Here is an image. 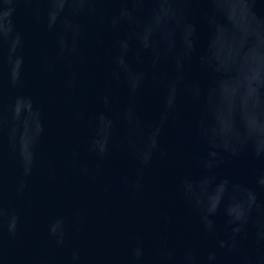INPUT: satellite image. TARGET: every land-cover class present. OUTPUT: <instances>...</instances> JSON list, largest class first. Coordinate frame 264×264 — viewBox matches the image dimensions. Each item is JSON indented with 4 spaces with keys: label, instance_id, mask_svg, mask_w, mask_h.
Returning a JSON list of instances; mask_svg holds the SVG:
<instances>
[{
    "label": "water",
    "instance_id": "95a60500",
    "mask_svg": "<svg viewBox=\"0 0 264 264\" xmlns=\"http://www.w3.org/2000/svg\"><path fill=\"white\" fill-rule=\"evenodd\" d=\"M0 264H264V0H0Z\"/></svg>",
    "mask_w": 264,
    "mask_h": 264
}]
</instances>
